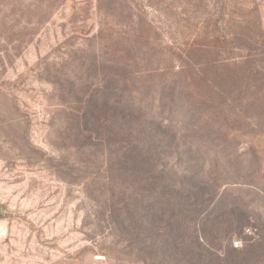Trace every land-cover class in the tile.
Returning <instances> with one entry per match:
<instances>
[{"label": "rangeland", "instance_id": "374dc122", "mask_svg": "<svg viewBox=\"0 0 264 264\" xmlns=\"http://www.w3.org/2000/svg\"><path fill=\"white\" fill-rule=\"evenodd\" d=\"M102 29L190 87L183 116L149 107L177 131L162 153L123 157L116 139L71 122L58 90L118 80L90 70ZM254 151L264 155V0H0V264H234L213 238L226 222L197 219L214 246L194 244L184 198L192 180H234ZM252 194L229 244L264 264Z\"/></svg>", "mask_w": 264, "mask_h": 264}, {"label": "trees", "instance_id": "16d2710c", "mask_svg": "<svg viewBox=\"0 0 264 264\" xmlns=\"http://www.w3.org/2000/svg\"><path fill=\"white\" fill-rule=\"evenodd\" d=\"M119 26L121 25H114L116 28ZM103 30H99V34L95 36L99 44L97 50L92 53L90 70L104 72L109 81L113 77L118 80L109 83L106 80V84L95 86L84 93L85 95L78 97H76L78 94L69 90L67 92L58 90L59 96H69L73 100L71 103L76 106L73 108L75 112L71 114V122L81 127L79 135L85 132L88 138L92 136L96 139L100 136V131H103L110 139H116L110 144L109 149L123 157L137 156L141 153H162L171 146L177 131H173L172 125L162 122L163 118L154 115L160 114L169 118L183 116L180 115L182 107L180 98L182 99V93L190 87L180 85V71L169 72L167 68L162 67L160 61L155 63L151 57L136 55L135 44L128 42L132 47L127 50L116 30L107 34H104ZM151 51L152 49H149V52ZM239 63L246 65L248 62ZM178 68L182 69V65ZM249 71L247 77L251 74ZM235 81L243 80L240 78ZM204 86H207L205 82ZM149 107L155 109L154 115H150ZM101 119L104 121L102 124ZM169 130L171 133L167 135ZM252 155L253 158L246 161V166L235 172L234 180L225 179L221 175L217 177L218 182L214 188L205 181H197L194 184L192 180L187 185L189 188H196V194L184 198L185 207L188 208L189 228L194 240L198 242L197 244L194 241V244L200 246L199 240H202L206 248L212 249L214 246V241H206L197 219L203 222L213 218L221 225L226 222L227 227L223 229L226 235L213 238L215 244H225L227 253L229 252L231 259L233 258L230 261L234 264H255L259 261L258 258L254 262L248 260L251 245L244 244L236 249L229 244V241L242 234L247 226L250 213L248 199L245 198L253 193L256 211L263 207L264 155L260 151H254ZM261 231L263 235L256 245H262L264 241L263 227Z\"/></svg>", "mask_w": 264, "mask_h": 264}]
</instances>
